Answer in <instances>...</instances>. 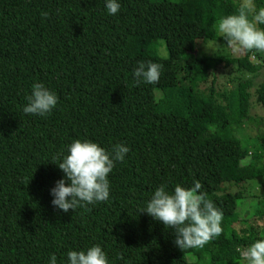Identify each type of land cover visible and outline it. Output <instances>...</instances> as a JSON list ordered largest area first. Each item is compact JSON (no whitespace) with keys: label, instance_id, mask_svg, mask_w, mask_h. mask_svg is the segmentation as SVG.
Masks as SVG:
<instances>
[{"label":"trees","instance_id":"1","mask_svg":"<svg viewBox=\"0 0 264 264\" xmlns=\"http://www.w3.org/2000/svg\"><path fill=\"white\" fill-rule=\"evenodd\" d=\"M118 2L110 15L106 0H0V264H49L52 254L68 264L69 251L96 244L109 264H241L236 249L264 237V129L237 136L255 105L264 113V77L253 80L264 52H232L218 32L240 0ZM205 43L221 49L207 54ZM149 59L163 64L159 81L137 85ZM220 70L237 75L220 82ZM37 82L58 96L44 116L23 112ZM75 139L129 152L109 174L107 201L64 214L50 190ZM195 181L223 211V233L182 250L173 229L140 211L161 184Z\"/></svg>","mask_w":264,"mask_h":264},{"label":"clouds","instance_id":"2","mask_svg":"<svg viewBox=\"0 0 264 264\" xmlns=\"http://www.w3.org/2000/svg\"><path fill=\"white\" fill-rule=\"evenodd\" d=\"M121 8L118 0H106L110 15H116ZM43 18L49 13L42 12ZM264 6L257 7L255 0H240L233 14L223 16L218 21V32L227 41L228 47L236 52L255 50L264 52ZM163 64L152 60L140 61L135 69V83H158ZM23 112L44 116L49 114L58 103V96L43 83L32 85V92L26 97ZM129 148L122 143L106 150L98 143L75 139L68 146V154L60 163L64 178L56 181L50 190L52 204L64 212L88 204L107 201L110 195L109 174L117 161L123 162ZM200 181L191 187L176 184L173 191L166 185L158 186L148 201L146 212L162 222L166 228L174 230V243L184 250L202 248L214 237L223 233V211L207 199ZM241 264H264V237L256 239L246 248H237ZM68 264H109L105 251L99 244L86 251H69ZM49 264H57V257L50 255Z\"/></svg>","mask_w":264,"mask_h":264},{"label":"rangeland","instance_id":"3","mask_svg":"<svg viewBox=\"0 0 264 264\" xmlns=\"http://www.w3.org/2000/svg\"><path fill=\"white\" fill-rule=\"evenodd\" d=\"M203 52L209 54L212 53L214 51H218L219 49H221V47L218 44H211V43H205L203 45H201ZM229 50H231L233 52V49L229 48ZM237 74L234 72L232 73V71L230 70H220L219 71V81L220 82H225L228 79H230V76H236ZM264 77V69L262 71L261 76L258 77H254V82L255 85L258 84ZM255 91V90H254ZM252 117L250 118L251 120L248 121L246 124L240 126L237 128V136L240 138H245V139H249L252 137H258L260 132H263L264 129V113L261 111V109L259 107H257V105H255L252 109ZM198 125L200 127L201 130H205L206 126L205 125V121L204 119L200 116L198 118ZM245 144V143H244ZM247 145V144H245ZM58 179H62V176H58ZM261 182L258 180L255 185H256V191L259 188ZM254 186V185H252ZM254 190V189H253ZM256 202V198L255 197H249L246 199L245 202H243L241 204V210L243 211L242 213L243 216H245L246 214L249 215L251 213H253V207H254V203ZM64 214H67L68 212H64ZM221 235L217 236V237H221Z\"/></svg>","mask_w":264,"mask_h":264}]
</instances>
